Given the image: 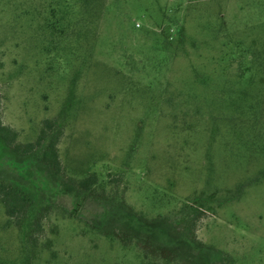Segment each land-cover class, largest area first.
Wrapping results in <instances>:
<instances>
[{"label": "rangeland", "instance_id": "374dc122", "mask_svg": "<svg viewBox=\"0 0 264 264\" xmlns=\"http://www.w3.org/2000/svg\"><path fill=\"white\" fill-rule=\"evenodd\" d=\"M0 118V264H264V0H0Z\"/></svg>", "mask_w": 264, "mask_h": 264}, {"label": "trees", "instance_id": "16d2710c", "mask_svg": "<svg viewBox=\"0 0 264 264\" xmlns=\"http://www.w3.org/2000/svg\"><path fill=\"white\" fill-rule=\"evenodd\" d=\"M95 0H84L85 4H91ZM104 1V0H102ZM55 122L49 118L43 120V126L40 129V133L37 137L36 143H28L25 145L18 144L17 148L24 151H30L36 145H42L46 142L45 149L43 151V160L57 171L61 169V160L58 152V144L62 134L61 130H57L51 134L54 129ZM0 137L8 144H14L18 141L19 132L6 124L0 118ZM96 173H93L86 179V183L95 181ZM92 176L94 178H92ZM88 185V184H87ZM0 200L4 205L5 213L10 219H21L25 214L26 206L29 202V198L16 186L12 184H6L0 180ZM218 264H221L217 262Z\"/></svg>", "mask_w": 264, "mask_h": 264}]
</instances>
